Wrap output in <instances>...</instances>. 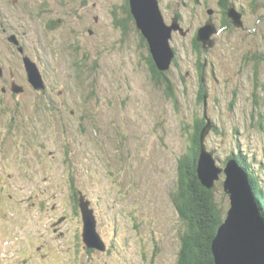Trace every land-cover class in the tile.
Masks as SVG:
<instances>
[{"label":"rangeland","instance_id":"rangeland-1","mask_svg":"<svg viewBox=\"0 0 264 264\" xmlns=\"http://www.w3.org/2000/svg\"><path fill=\"white\" fill-rule=\"evenodd\" d=\"M222 1L161 0L166 22L179 15L186 33L175 31L172 41L180 56V67L167 73L172 99L152 76L136 26L124 35L114 21L123 17L126 0H0V64L26 87L24 94L4 95L10 84L0 80V250L10 248L11 264H20L14 261L18 250L25 255L28 233L36 231L48 253L59 244L48 231L54 212L34 209L24 218L20 214L29 213L15 204L20 199L39 196L50 202L48 210L56 205L57 212H70L65 243L74 246L72 230L83 245L81 215L71 209L75 191L96 203L98 231L108 247L91 260L82 257L86 264H178L185 230L173 202L178 162L190 147L186 129L205 113L195 62L207 63L214 123L207 147L222 168L232 154H246L264 188V0H230L244 10L246 29L224 28L215 47L199 53L196 32L211 18L224 27ZM6 30L38 64L46 91L28 84L27 57ZM224 178L216 184V200L228 211ZM7 215L16 219L14 227L20 222L15 237ZM3 252L0 259L11 261ZM63 260L77 264L79 258L67 254Z\"/></svg>","mask_w":264,"mask_h":264},{"label":"water","instance_id":"water-1","mask_svg":"<svg viewBox=\"0 0 264 264\" xmlns=\"http://www.w3.org/2000/svg\"><path fill=\"white\" fill-rule=\"evenodd\" d=\"M131 13L138 29L148 41L155 65L162 73L171 69L176 56L171 45L173 33L184 29L178 26V19L167 24L160 7L159 0H129ZM210 15L213 14L209 11ZM228 17L236 27L243 26L242 14L234 5L228 9ZM218 33L213 19L198 31L197 40L205 49L214 47L212 37ZM11 41L18 44L15 37ZM21 51L24 50L21 48ZM24 64L30 83L37 89H45V83L37 64L30 58H25ZM21 90L17 89L16 92ZM205 98V120L207 122L201 133V153L198 163V175L202 185L213 190L216 184L223 180L225 194L229 198V209L226 218L214 239L212 251L215 264H264V219L259 204L253 193L247 171L236 159L227 162L225 168L220 167L214 154L207 147L206 140L214 129V123L209 118ZM84 216V241L88 247L106 250L97 232L96 220L87 205L82 204Z\"/></svg>","mask_w":264,"mask_h":264},{"label":"trees","instance_id":"trees-1","mask_svg":"<svg viewBox=\"0 0 264 264\" xmlns=\"http://www.w3.org/2000/svg\"><path fill=\"white\" fill-rule=\"evenodd\" d=\"M126 6L130 14L128 0ZM195 46L200 51L198 47L201 44L198 43ZM175 53L176 56L173 62L178 61L177 59L179 57L176 50ZM259 61H264L263 55ZM149 65L153 78L156 82L164 83L168 96L174 99L173 86L167 77V73L159 71L152 58L149 61ZM258 87L259 85H256V89ZM200 90L199 102L204 104L205 107V98L208 96L203 84ZM204 117L205 113L203 117L196 118L192 126L186 129L191 131L190 147L178 162L180 182L178 191L173 196V202L180 219L185 224V230L180 236L181 247L178 254V264H215L212 246L227 214V210L220 207L217 203L216 187L213 190L206 189L202 185L198 175V163L201 153V133L207 124ZM210 151L214 152L212 150ZM231 159H236L239 165L247 171L253 193L264 219V188L262 187L259 176L253 171L252 164L248 162L246 154H242V152L237 155L232 154L226 160L225 165Z\"/></svg>","mask_w":264,"mask_h":264},{"label":"flooded vegetation","instance_id":"flooded-vegetation-1","mask_svg":"<svg viewBox=\"0 0 264 264\" xmlns=\"http://www.w3.org/2000/svg\"><path fill=\"white\" fill-rule=\"evenodd\" d=\"M159 2H160V7H161V0H159ZM126 3H127V0H126ZM128 3H129V0H128ZM230 5H234L236 8H238V6L235 5L234 3H231L230 0H223L221 2V8L223 10V15H224V18H225V20H224V27L223 28L222 27L220 28L219 26L215 25L217 27V30H218V33L215 34L216 36L217 35H220L221 32L224 30V28H227V27H230V26L237 28L233 24L232 20L228 17L227 8L229 9L228 6H230ZM121 9L123 10V17L118 18L117 17L118 16L117 15V12H115V11L112 12L114 14V17L115 18L117 17L116 20H114L115 23L116 24H119L118 25V28H122L124 30V35H126L125 30L129 29V26H136V28H137V30L139 32V38L143 42L144 48L147 51V57H146V59L149 62L151 58L153 59V56L151 54L148 41L145 39V37L143 36V34L138 29L134 17L131 18V16H133L132 13H130V14L128 13L126 4H125L124 8H121ZM238 9H240V8H238ZM210 11H212L213 12L212 15H214V10L211 9ZM239 11L242 14V22H243V26L240 29L245 30L246 29L245 18H244L245 12H244V10H239ZM130 12H131V9H130ZM176 16L177 17H175L174 19H178L179 21L182 19L179 15H176ZM211 19H213V18H211ZM95 21L98 22L99 21V18L96 17ZM58 23H60V22H57L55 24H58ZM55 24H53V26ZM198 31L196 32L195 37L193 39V42H194L195 45H197L199 43L198 40H197ZM5 32H7V34L9 35V37L11 35V36H13V37L16 38V40L18 42L17 45L24 50V52L22 53V55L24 57L30 58L32 61L35 62V60L31 56H29V54L27 53L25 47L22 45L21 40L18 38V36L16 34H9V32L7 30ZM88 33L90 35H94L95 34V30L89 29L88 30ZM175 33H177V32H174L173 33V37H174V34ZM215 35L213 37V40L215 41V44H216V40H215L216 39V36ZM10 41H11V38H10ZM172 41H173V38L171 40V45H172L173 49L176 50V52H177V49L173 46ZM11 42H13V41H11ZM199 44H201V46L198 47L199 50H200V53L202 51H204V52L206 51L207 52L209 50V49H205L204 48V45L202 43H199ZM215 44H214V47H215ZM177 55H178V52H177ZM179 57L177 59L178 61L173 62L171 69L168 72H165V73H169L172 70L173 67H177V66L180 67V65H179V62H180L179 61ZM23 66H24V69H25V72H26L28 84L33 89L37 90L30 83V80H29L28 73H27V70H26V67H25L24 62H23ZM37 66H38V64H37ZM195 66L197 67V69H199V71L197 73L198 76H199V87L201 88V85L203 84L204 87H205V90H206V86H205V83H204L205 81L204 80H205V69H206L207 63L206 62L201 63V61H200V63H198V62L196 63L195 62ZM38 68H39V66H38ZM39 70H40V73H41V75L43 77V74H42L40 68H39ZM43 79H44V77H43ZM0 80L1 81L3 80L7 86L10 84V87H8V89L7 88H2L1 91H2V93L4 95L5 94H9L10 92L13 93V94H16V95L17 94H24L26 92V87H25V85L23 86L22 83L21 84L19 83L20 81H19L18 76L16 75V72H14V70H12V69L11 70H8L2 64H0ZM44 83H45V89H43V91H46L48 89V87H47V84L45 82V79H44ZM17 89H19L21 91L20 92H16ZM200 91L201 90L199 89V91L197 92L198 95H199L198 96L199 98H200V94H201ZM207 99H208V97H207ZM12 151H13V148H12ZM18 166L20 168H22V164H21L20 161L18 162ZM85 193L86 192H84V191L83 192L82 191L72 192V198H73V207L71 208L72 209V213H74L75 215L80 214L81 215V219H82V224H83L82 234H81L83 245H81V243L79 242L78 233L76 231L73 233V231L71 230V237L73 238V243H74V246L76 247L75 249H74V246H71V245L70 246H67L66 243H65L66 242V239H67V233H68V230H67L66 226H67V223L70 222V215H71L70 212H68V213L67 212H64V211L57 212L58 211V208H57L56 205H52L50 207V210H48L47 206L50 204V202L47 201L46 199H44V201H42L39 196L29 197V198H25V199L18 200L15 203L18 206V208L24 207L27 210L26 213H29V214H20L24 218H27L30 215V212L32 210H34V209H36V210L41 209L42 211H48L50 213H51V211L54 212V213H52V214H54V216H53V218L51 220V223H50V225L48 227V231L49 232H52L53 241L56 242V243H59V244L57 245V247L53 246V248H55L53 250V252L48 253L45 250L46 245H43L42 243H41V245L38 244V241H37V238H36V231L34 233H31V234L28 233V236H29V238H28L29 239L28 240V245H27V248L23 251V253L25 255L22 257L21 252L18 250V253L14 254L16 256V259H14V261H19L20 264H35V261L39 257H41L43 260H47V262L46 261H43L40 258L41 259L40 264H65L63 258L65 256L67 257V254H69L71 256H74V257H78L79 258V260H77V264H86V261L82 260V257H87L89 260H91V254H93L94 252H98V253H102L103 254V252H105L106 250L108 251L107 244L104 241V239H103L102 235L100 234V232L98 231L99 221H98V215H97L96 208L94 207V206H96V203L88 196V193H86V194ZM82 204L87 205L88 206V209L91 210L92 213H93V216H94V218L96 220L97 232H98V234H99V236L101 238V241H103V243H105V246H106V250L105 251H101V250H98V249L97 250L96 249L93 250L94 248L88 247L87 244L84 241L83 235H84V226H85V224H84V216H83ZM97 210H98V208H97ZM8 217H9V215H7L4 218V220H7L8 221V223L6 224V226L9 225V227H10L9 230H13V232H12L11 235L13 237H15V236H17V233L20 234V232H21V231H19L16 228V226L20 222L14 227V222H15L16 219H13V218H10V217L8 218ZM20 220H22V219H20ZM33 227H34V223H33ZM45 237H46V235H43L42 236V238H45ZM117 241H119V240H117ZM24 243L26 244V241H24ZM43 243H46L47 246H48L47 240L44 239L43 240ZM6 249H10V248L9 247L8 248H4L3 250H0V253L5 250V252L2 253V255H4L3 256L4 259L5 260H11V261H4V260L0 259V262H4V263L5 262H8L9 264H11L12 257L11 256L8 257V254H11V252L9 250H6ZM27 249H28V252H26ZM70 249H73V250L70 251ZM157 249L158 250L156 251V254L154 253L153 256H152V258H151V262L152 263L154 262V259L158 256V254L161 252L160 251V248H157Z\"/></svg>","mask_w":264,"mask_h":264},{"label":"bare ground","instance_id":"bare-ground-1","mask_svg":"<svg viewBox=\"0 0 264 264\" xmlns=\"http://www.w3.org/2000/svg\"><path fill=\"white\" fill-rule=\"evenodd\" d=\"M162 208V207H161Z\"/></svg>","mask_w":264,"mask_h":264}]
</instances>
